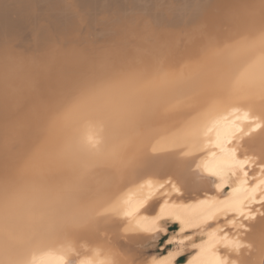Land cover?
<instances>
[{
  "label": "bare ground",
  "instance_id": "obj_1",
  "mask_svg": "<svg viewBox=\"0 0 264 264\" xmlns=\"http://www.w3.org/2000/svg\"><path fill=\"white\" fill-rule=\"evenodd\" d=\"M59 1L0 0V264H264V0H179L180 57L156 48L153 0ZM108 11L121 40L150 22L165 56L105 65L95 44L116 41L89 36Z\"/></svg>",
  "mask_w": 264,
  "mask_h": 264
},
{
  "label": "rangeland",
  "instance_id": "obj_2",
  "mask_svg": "<svg viewBox=\"0 0 264 264\" xmlns=\"http://www.w3.org/2000/svg\"><path fill=\"white\" fill-rule=\"evenodd\" d=\"M56 1H58V0H56ZM63 1H65V0H63ZM66 1H67V0H66ZM66 1H65V2H66ZM70 1L73 2V0H69V4H71ZM157 1H158V2H157ZM159 1H161V0H153V1L147 2V3H150V4L152 3V5H153L152 7H153L154 9H156L157 12L159 11L158 13H157L156 11H152V8L150 9L151 5H149V6H150L149 9L151 10L150 12H152V13L155 12V13H156V14L154 13V15H156L155 17L152 16L153 14H150L149 12H148V16H149V17L147 16V13H146V15H145V12H144V11H141L142 8H138V11H140L141 14L144 13V14H142V15H145V17L142 16V15H141L136 9H135V10H136V11H135V10H133V9H131V8L129 9V7H126L127 10H129V12L126 10V11L128 12L127 14H129L128 17H130V15H131V17H133V15H134V17H136V18L139 17V18H141V19H144V18H146V16H147L149 19L151 18L149 21L151 22V20H152V22H153L152 24H153V25H155V23H156L157 20H159L160 23H158V24H156V25L154 26V27L157 29V31H156L157 33H155V34H161V33H163L164 31H165V32L167 31V32H168V33L166 32L167 34H171L170 31H171L172 33H173V31H174V33H175V31H176V33H177V32H179V30L181 29V30L183 31L182 34L186 35V34H185V33H186L185 30H187V28H186V29H183V25H181V24L183 23V19H182V18H181V19H180V18H175V17L178 15V13H179L178 10H179V8H180V6H181V4H180V6H179V3H182V4H183V0H180L179 3H177L179 0H172V1H174V3L176 2L175 4H178L179 7H178L177 5H175V4H173L174 6L172 7V4H171V3H173V2H172L171 0H169L168 2H167V0H163V1L166 2V5L164 4L165 2H163V1L159 2ZM36 2H39V0H36ZM59 2H62V0H60ZM67 2H68V1H67ZM156 2H157V4H156ZM169 2H170V3H169ZM123 3H125L126 6H130V7H131V5H127L128 3H127L126 0H125V2H123ZM132 3H133V2H132ZM132 3L130 2L129 4H132ZM153 3H155V4H153ZM158 3H159V5H158ZM38 4H40V6H42V7H40V6L38 5L37 8H40V9L42 8V9H41L42 11H44V8H45V7L48 8V7L46 6V3H45V7H43L44 3H38ZM125 4H124V6H125ZM142 4H143V5H142ZM145 4H146V3H145ZM145 4H144V3H141L142 6H144ZM160 4H163V5H165L166 7L163 6V5L160 6ZM168 4L171 5V8H176V9H174V10L171 9V10H170V8H169L170 6H168V8H169V9H168V8H167V5H168ZM36 5H37V4H36ZM60 5H61V4H60ZM60 5H59L57 8H59V9L62 10V7H60ZM147 5H148V4H146V6H147ZM157 5H158V6H157ZM142 6H141V7H142ZM159 6H160V7H159ZM162 6L165 7V8H167V9L164 10V8H163ZM175 6H176V7H175ZM147 7H148V6H147ZM156 7L161 8L162 10H161V9H158V8H156ZM37 8H36V9H37ZM53 8H54V7H53ZM57 8H55L56 11H53L54 13H53L52 11H51L52 13H51L50 11L48 12V10L45 9V11H47V14L50 13L49 15H52L53 18H54L55 15L57 14L56 17H57V16H58V17H57L56 19H55V18L53 19L52 16H51V18L49 17V18L52 19L53 21H60V20H58V19H61V18H59V16L61 17V16H63V15H66L67 13H68V14H67L68 17H69V16H72V14H70L65 8H63V10H64V9L66 10V11H64V12H60L61 10H59V9L57 10ZM84 8H85V7L81 8V9H80V8H76V9H77L76 11H78L79 14H83L82 16H86V18L89 17V19H87V20L91 21L90 18H92V17H90V16L93 14V13H92L93 11L90 9L91 12L89 11V12L85 13V11H87V10L85 9V10L83 11ZM177 8H178V9H177ZM48 9H49V8H48ZM79 9H80V10H79ZM157 9H158V10H157ZM50 10H52V8H51ZM63 10H62V11H63ZM160 10H161L164 14H165V11L167 10L166 12H167L169 15L167 16V14H165V17H166V16L169 17V20H168V19L166 20L167 17L164 18V15H161L162 12H161ZM163 10H164V11H163ZM172 10H173V11H172ZM175 10H177V13H176V14H175V12H174ZM180 10H181V9H180ZM57 11H58V13H56ZM82 11H83V12H82ZM131 11H133V12L131 13ZM134 11H135V12H134ZM168 11H169L170 13H169ZM59 12H60V14H63V13H65V14L60 15ZM109 12H110V15H107ZM113 12H115V11H113ZM113 12H112V13H113ZM43 13H44V12H42V14H43ZM88 13H89V14H88ZM90 13H91V14H90ZM98 13L100 14V12H98ZM105 13H106V14H105ZM105 13H103L102 16L105 14L107 17H105V15H104L103 17L101 16V17H100V20H98V21H96V22H99V21H100V23H101V22H103L105 19H107V20H109L110 18H111V19L113 18V19H112V20H109V21L106 20L108 23H107L106 21H104L106 25L104 24L105 26L103 25V27H102L101 24H99V25H98V24H94V26H93V24L90 23V24H92V26H93L95 29H97V30H95L94 28L91 27V29H89L90 31H88L87 29H85V31L87 30V32H89V33H87V32H85V33H87V34L89 35V34L91 33V30H93V31L95 30V32L92 31L93 33L90 34V36H89L90 39H92V40H90L89 43H96L97 40H98V42H100L101 39L105 40V39L109 36V40H110L111 42H112L113 39H114V41H113L114 43H115V41H116V47H115V46H114L115 48H112V47H111V46H113V45H112L113 43H109V44H111V45H108V43H107L108 40L106 39V40H105L106 42L103 41L105 44H103V47H101V49H100L99 45H101L100 43H103V42H100V43H96V44H95V45L99 44V45H97V47H99V48H97L95 45H93L92 48H95V47H96L95 49H98L97 52H98V51L100 52V53L98 52V54H101V57H105L104 55L106 54L105 59L107 60L109 56H110L109 59H110V58H113V56H112V52H108L109 56H108L107 53H106L109 49H111L110 51L115 50V51H114L115 53H116L117 51L120 52V51H119V50H120V47H117V46H118V45L121 46L123 40H125L126 45H130V46H127V47H128V48H127V47L124 45L125 42H123L124 44H122V45H124V46H122L123 49H122V48H121V49H122V52H123L122 55H123V57L125 58V59H124V62H125V63L122 64L123 60L121 59V58H122V56H121V54H120L121 52L119 53L120 58L118 57L117 62H116V60H115V62L112 61V60H108L109 62H107V61H105V59H104V63H105V65H108L110 68H112V67H117V66L121 67V66H123V65H124V66L129 65L128 62L130 61V59H133V58H134V57L131 58V54L134 55L135 52H138L139 50H141L142 53H144V50H145L146 55H149V54H147V53H150V52H152V51H153L152 54H151V53H150V54L153 55V54L155 53L154 51H156V53L159 52V53H157V55L159 54L160 57H162L161 54H162L163 52H166V51H163V50H167V53H169L170 55H175V54H177L176 57H178V56H179V57L182 56L185 47H184V46H183V47H180V46L177 47V46H178L177 44H178L181 40L183 41V39H185L186 36H184V35L181 34L182 36H184V38H182L181 36H179V35H180V32H179L177 35H175V34L172 35V38H173V39L170 38V37H171L170 35H168V36H170V37H168V36L166 35V38H165V34H166V33L164 32L165 34H164V33L161 34L162 37H163V39H162L161 35L157 36V35H155V34L153 33V31L155 32V28H154L152 25L149 24L150 22H147L148 24L145 23V21H146V19H145L144 24L148 25V26L145 27V25L143 24V21L140 19L142 22L139 23V24H141V25L143 24V25H142V26H143V27H142L143 30H141L142 28H141L140 26H137V27H140L141 29L138 28L135 32L133 31L132 34H131V32H129V34H131V35L126 34V35H127V36H126V35L124 34V35L127 37V39H126V38H122V40H121V39H119L121 36L118 37V35H116V34H117L116 32H117L118 30H117V31H114V26H113V22H116V20H114V19H116V17H118L119 14H120L121 12H118V16H116V15H117L116 12H115V14H116L115 16H114V13H113V17H112V15H111V11H108V13H107V12H105ZM163 13H162V14H163ZM172 13H173V14H172ZM45 14H46V12L44 13V15H45ZM53 14H54V15H53ZM58 14H59V15H58ZM121 14H124V15H125V12L122 11ZM127 14H126V15H127ZM132 14H133V15H132ZM135 14L138 15V16H136ZM139 14H140L142 17H140ZM157 14L160 15L161 18H160L159 16L157 17ZM179 14H181V13H179ZM67 15H66V16H67ZM97 15H98V14H97ZM100 15H101V14H100ZM100 15H98V16H100ZM126 15H125V16H126ZM150 15H151L152 17H151ZM171 15H172V16H171ZM173 15H175V16H173ZM98 16H96L97 19H98ZM110 16H111V17H110ZM162 16H163V17H162ZM153 17L156 19L155 21H154V18H153ZM156 17H157V18H156ZM170 17H171V18H170ZM173 17H174V18H173ZM158 18H159V19H158ZM92 19H93V18H92ZM161 19H163V22L161 21ZM164 19H165V21H164ZM174 19H175L176 21H175ZM178 19H180V20H178ZM101 20H103V21H101ZM173 20L175 21V23H173V22H174ZM181 20H182V23H180ZM179 21H180V22H179ZM92 22H93V21H92ZM96 22L94 21L93 23H96ZM104 22H103V23H104ZM109 22H111V23H109ZM122 22H123V21H122ZM157 22H158V21H157ZM164 22H166L168 25H170V24H171V25L174 24V25L177 26V27H178V26H181V27H180V29H179V28H177V27H175V26L172 25V27L177 28L178 31H177L176 29L172 28L171 25H170V26L167 25L170 29L167 28V27H164V28H163L162 26H163V25L165 26V24H166V23L163 24ZM170 22H171V23H170ZM161 23H162L163 25H161ZM177 23H179V25H178ZM110 24H112V25L110 26ZM139 24H138V25H139ZM176 24H177V25H176ZM183 24H184V28H185V25H186V24H185V20H184V23H183ZM97 25H98V26H97ZM100 25H101V26H100ZM114 25H115V24H114ZM160 25H161L162 28L160 27ZM96 26H97V28H96ZM99 26H100V28H101V27H102V28H105V27L107 26V27H106V28H107V31L104 30V29H102L104 32H103V31L101 32V29L99 28ZM149 26H152V28L149 27ZM156 26H158L160 29H158V27H156ZM108 27H109V28L112 27L113 29H109ZM98 28H99V29H98ZM106 28H105V29H106ZM144 28H146V32H147V33L150 32V33H148V34L145 33L147 36H149V38H148L149 40H145V38H143V41H142L141 39H142V37H143L145 34L143 33V34H144V35H143V34H141V32H144V31H145ZM149 28H150V31H149ZM83 29H84V28H83ZM108 29H109V30H108ZM163 29H164V30H163ZM166 29H168V30H166ZM110 30H111V31H110ZM115 30H116V29H115ZM138 30H141V31H138ZM158 30H159V31H158ZM96 31H98V32L100 31V33H99L100 35L98 34L99 37H97V35H95V34L98 33V32H96ZM121 31H123V30H121ZM161 31H162V32H161ZM182 31H181V32H182ZM111 32H113L114 34L116 33V34H115L116 37H115V35H113V33H111ZM118 32H119V31H118ZM160 32H161V33H160ZM151 33H152L153 35H152ZM110 34H111V36H112V40H111V38H110ZM139 34H141V36H142L141 38H140V37L137 38V36H140ZM85 35H86V34H85ZM88 35L86 36L87 38H86L85 36H84V37H85L86 39H88V38H89ZM91 35H92V36H91ZM93 35H94V36H93ZM104 35H105V36H104ZM107 35H108V36H107ZM154 35H155L156 37H158V40H157L158 42L160 41V43H161L162 40H164V42H162V45L159 44L157 41H155V43H156V42L158 43V44L156 45V48L159 49L160 46H162L161 48H163V50L161 49V50H162L161 52H160V50H158V49H157V50H152V49H151V45H153V44L155 45V43L152 41V39H153V40H156V37H155ZM25 36H26V35H25ZM25 36H23V37H21V38H19V39H24V38L26 39ZM106 36H107V37H106ZM125 36H124V37H125ZM135 36H136V37H135ZM151 36H152V38H151ZM174 36H175V37H174ZM178 36L181 37L182 39H181V38H179V39L177 38V40H178V43H177V42H176L177 40H175V39H176V37H178ZM82 37H83V36H82ZM91 37H95V39H94V38H91ZM102 37H103V38H102ZM105 37H106V38H105ZM134 37H135V38H134ZM144 37H145V36H144ZM27 38L29 39V38H31V37H29V36L27 35ZM96 38H97V39H96ZM98 38H99L100 40H99ZM129 38H130V40H129ZM146 38H147V37H146ZM167 38L169 39V41H168ZM174 38H175V39H174ZM93 39H94V41H95V40H96V41L94 42ZM133 39H134L135 41H136L137 39L140 40V41L137 40V43H138V44H137L135 41H133ZM160 39H161V40H160ZM170 39H172L173 41L175 40L174 43H176V44H172L173 41H172L171 44H170V43H167L168 45L170 44V45H169V49H168V46H167V44H165V41L167 40L166 42H171ZM180 39H181V40H180ZM88 40H89V39H88ZM144 40L146 41V42H145L146 44L144 43ZM179 40H180V41H179ZM83 41H84V40H83ZM91 41H92V42H91ZM110 41H109V42H110ZM121 41H122V42H121ZM147 41H149V42H147ZM151 41H152L153 43H152ZM182 41H181V42H182ZM184 41H185V40H184ZM184 41H183V42H184ZM23 42H24V41H23ZM118 42H119L120 44H119ZM128 42H129V43H128ZM130 42H131V43H130ZM133 42H135V44H133ZM181 42H180V43H181ZM14 43L17 44V42H14ZM14 43H13V44H14ZM84 43H86V41H84ZM84 43H83V44H84ZM87 43H88V42H87ZM87 43L85 44V46L87 45ZM89 43H88V44H89ZM117 43H118V45H117ZM142 43H144V44H142ZM150 43H151L150 48H148V46H149L148 44H150ZM163 43L166 45V47L164 46ZM20 44H21V45H20ZM26 44H27V45H30V47L27 46V48L29 47V50H28V51L26 50L27 48H25V49L23 50V51L26 50V51L28 52V53L25 52L24 54H25V55L28 54V55H27L28 57H29L30 55H31V57H32V55L34 56V51H33V50H34V49H33V45H34V43H33L32 41H29V42L27 41V42H25V44H24V43L22 44L21 42H18V45L21 46V47L19 46L21 49H23L22 46H24V45H26ZM59 44L61 45V43H58V48H56L57 46H55V48H54L55 51L59 50L58 52H60V50H61V49H60L61 46H60ZM74 44H75V43H74ZM74 44H73V45H72V44H71V45L69 44V45L73 48V47L75 46ZM106 44H107L108 46H107ZM136 44H137V46H136ZM184 44H185V43H184ZM54 45H55V44H52V47H53ZM56 45H57V43H56ZM64 45H65V44H63L62 46H64ZM69 45L67 44V45L64 46V47L66 48V47L68 46V48H71ZM77 45L80 46L79 44H76V47H77ZM104 45L106 46V49H107V50L105 49V46H104ZM133 45H134V49L131 48V47H133ZM141 45H143V47H141ZM145 45H148V46H145ZM158 45H159V46H158ZM174 45H175V46L177 45V46H176L177 49H175L176 47L173 48ZM13 46H15V45H13ZM50 46H51V45H49V46H47V47H50ZM109 46H110V47H109ZM144 46H145V47H144ZM16 47H17V45H16ZM24 47H25V46H24ZM31 47H32V48H31ZM64 47L62 48V50L64 49ZM76 47H75V48H76ZM81 47L83 48L84 45H83V46L81 45ZM81 47H79V48H81ZM87 47H88V46H86V48H87ZM107 47H108V48H107ZM138 47H141V48H138ZM152 47H153V46H152ZM170 47H171V48H170ZM30 48H31V49H30ZM89 48H90V47H89ZM89 48L87 49V50H88V51H87L88 54H85V55H87V56L84 55V57H86V58L88 57V59H90L89 55L92 56V60H93V61L91 60L92 62H89V64L91 63V66H90V67L93 68V70H94V68H97V66L101 64L100 61H102L103 58H101V57L99 56V58L95 59V58L97 57L96 55H98V54H95V53H96V52H95V49H94L93 52H92V51H90V50H92V49L90 48V50H89ZM116 48H117V49H116ZM126 48H127V49H126ZM135 48H137L138 51H135V52H134ZM164 48H166V49H164ZM172 48L175 49V50H173ZM182 48H184V49L182 50ZM17 49H19V48L17 47ZM21 49H19V50H21ZM32 49H33V50H32ZM84 49H85V47H84L83 49H81V51L84 50ZM102 49H104L105 52H103ZM112 49H113V50H112ZM118 49H119V50H118ZM131 49H132V50H131ZM137 49H136V50H137ZM142 49H144V50H142ZM154 49H155V47H154ZM171 49L173 50L172 52H171ZM15 50H16V49H15ZM31 50H32L33 52H32ZM77 50H78V49H77ZM101 50H102L103 54H102ZM129 50L131 51V53H130ZM169 50H170V51H169ZM21 51H22V50H21ZM29 51H31L30 53H33V54H30V55H29ZM73 51H74V49H73ZM75 51H76V50H75ZM89 51L92 52V53H94V54H95L94 56H96V57H94L93 54L91 55ZM141 51H140V53H141ZM147 51H149V52H147ZM178 51H179V52H178ZM180 51H181V52H180ZM12 52H13V50H12ZM17 52H18V50H17ZM77 52H80V50L77 51ZM82 52H83V51H82ZM82 52H81V53H82ZM114 52H113V54H115ZM118 52L116 53L117 55H118ZM126 52H127V53H126ZM132 52H133V53H132ZM13 53H14V52H13ZM81 53H80V54H81ZM84 53H86V50H85ZM84 53H83V54H84ZM104 53H105V54H104ZM138 53H139V52H138ZM138 53H137V54H138ZM145 53H144V54H145ZM160 53H161V54H160ZM167 53H166V54H167ZM129 54H130V58H128ZM179 54H180V55H179ZM81 55H82V54H81ZM35 56H36V53H35ZM163 56H165V53H163ZM37 57H38V56H37ZM93 57H94L95 60H97V61L99 60V61H98L99 64H98L97 61H96V63L94 62ZM116 59H117V58H116ZM128 59H129V60H128ZM111 61H112V62H111ZM106 62L109 63V64H107ZM92 63L95 64V65L97 64V65L95 66V65H93ZM110 63H113V65H114L115 63H116V64H115V66H113V65L110 64ZM129 63H131V62H129ZM102 65H104L103 62H102ZM92 66H94V67H92ZM73 70H75V69H73ZM98 70H99V69H98ZM98 70H97V71H94V72L97 73V74L94 73V74H95V77H96V76L98 77ZM76 71L79 72V69H76ZM76 71H74V72L69 71L68 73L71 72V75H73V73H74V74H78V72L76 73ZM68 73H67V74H68ZM79 73H80V72H79ZM89 74L91 75L90 72H89ZM92 74H93V73H92ZM88 77H89V76H88ZM175 230H176L175 228L170 229V232H169L167 235L163 236V237L157 242L156 245H154V246L152 245V246H149L148 248H146V249H145V250H146V251H145L146 254H154V253H155V254H156V253H157V254H161V253H165L168 249H170L171 246H168V245H167V240L171 237V235L175 232ZM186 256H187V254L184 253V254L182 255L181 259H185Z\"/></svg>",
  "mask_w": 264,
  "mask_h": 264
}]
</instances>
